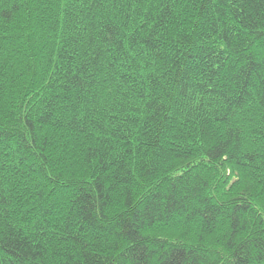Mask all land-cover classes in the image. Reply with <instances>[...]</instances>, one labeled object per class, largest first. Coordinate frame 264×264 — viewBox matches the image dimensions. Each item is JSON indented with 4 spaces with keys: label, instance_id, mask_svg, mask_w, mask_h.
Returning a JSON list of instances; mask_svg holds the SVG:
<instances>
[{
    "label": "trees",
    "instance_id": "trees-1",
    "mask_svg": "<svg viewBox=\"0 0 264 264\" xmlns=\"http://www.w3.org/2000/svg\"><path fill=\"white\" fill-rule=\"evenodd\" d=\"M264 0H0V264H264Z\"/></svg>",
    "mask_w": 264,
    "mask_h": 264
},
{
    "label": "snow or ice",
    "instance_id": "snow-or-ice-1",
    "mask_svg": "<svg viewBox=\"0 0 264 264\" xmlns=\"http://www.w3.org/2000/svg\"><path fill=\"white\" fill-rule=\"evenodd\" d=\"M260 247L264 249V241H261ZM168 264H177L176 261H169Z\"/></svg>",
    "mask_w": 264,
    "mask_h": 264
}]
</instances>
